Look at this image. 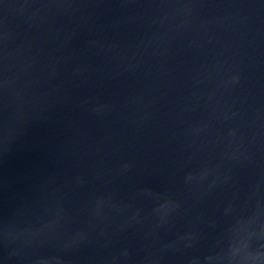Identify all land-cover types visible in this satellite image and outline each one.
<instances>
[{
    "label": "water",
    "instance_id": "water-1",
    "mask_svg": "<svg viewBox=\"0 0 264 264\" xmlns=\"http://www.w3.org/2000/svg\"><path fill=\"white\" fill-rule=\"evenodd\" d=\"M0 264H264V0H0Z\"/></svg>",
    "mask_w": 264,
    "mask_h": 264
}]
</instances>
